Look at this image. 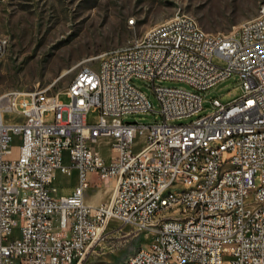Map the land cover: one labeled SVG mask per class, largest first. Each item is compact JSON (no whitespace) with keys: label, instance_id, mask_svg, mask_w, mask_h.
<instances>
[{"label":"built area","instance_id":"2783aa9c","mask_svg":"<svg viewBox=\"0 0 264 264\" xmlns=\"http://www.w3.org/2000/svg\"><path fill=\"white\" fill-rule=\"evenodd\" d=\"M8 47L0 34V60ZM97 60L96 70L81 68L62 92L0 96V264H84L123 228L150 240L120 264H264V18L258 27L203 40L194 19L176 14L159 35H142ZM232 77L238 97L212 99L210 113L174 124L200 114L205 93ZM133 80L150 85L160 123L124 121L156 113ZM90 112L95 125L86 123ZM230 131L244 139L216 148ZM100 138L111 140L108 162ZM72 169L74 193L55 198V173ZM87 174L114 180L108 202L85 204Z\"/></svg>","mask_w":264,"mask_h":264},{"label":"rangeland","instance_id":"374dc122","mask_svg":"<svg viewBox=\"0 0 264 264\" xmlns=\"http://www.w3.org/2000/svg\"><path fill=\"white\" fill-rule=\"evenodd\" d=\"M263 5L264 0H0V34L9 40L0 60V96L47 87L53 94L62 92L81 68L96 70L100 54L141 37L176 14L194 19L206 34L227 35L255 18ZM133 85L146 94L156 113L126 116L124 121L160 123L150 85L140 80H133ZM162 85L187 88L179 83ZM239 95L236 77L227 79L205 93L200 114L174 124H188L210 113L206 106L212 99L227 103ZM59 99L68 102L63 95ZM86 123L95 125L97 114L88 113ZM141 143L139 138L134 151ZM19 144L14 137L15 152ZM127 232L123 228L118 238L106 237L87 264H120L149 243V233Z\"/></svg>","mask_w":264,"mask_h":264},{"label":"crops","instance_id":"0c3cea01","mask_svg":"<svg viewBox=\"0 0 264 264\" xmlns=\"http://www.w3.org/2000/svg\"><path fill=\"white\" fill-rule=\"evenodd\" d=\"M110 144L111 140L108 138H100L98 140V150L106 162L109 161L112 154ZM64 165H69L66 154H64ZM86 181L87 187L84 189V202L87 206L94 207L110 200L115 189L114 180L108 179L102 181L95 174H87ZM77 186L78 171L76 169H72L68 176L57 171L52 184L55 190L53 196L55 198H67L74 193ZM95 252L88 255L84 264L88 263Z\"/></svg>","mask_w":264,"mask_h":264},{"label":"bare ground","instance_id":"6f19581e","mask_svg":"<svg viewBox=\"0 0 264 264\" xmlns=\"http://www.w3.org/2000/svg\"><path fill=\"white\" fill-rule=\"evenodd\" d=\"M178 17L181 19H192L185 15L178 14ZM260 18H264V10L259 9L257 16L241 25L238 26V30H247L250 27H258V23L260 21ZM171 19L165 21L162 24H159L153 28H151L148 32H146L145 36H153V35H159V33L164 32L167 30L168 24ZM130 25L134 24V21H130ZM194 25L196 28H199L200 31V37L203 40H210V39H223L225 34H215V35H209L204 33L197 22L194 20ZM85 70H93L91 67H83ZM74 80L72 83H74ZM71 85V84H70ZM259 132H264V125H259ZM244 139V132L242 131H230L227 132V134L223 135V138L218 139L216 141V148H224L225 146H231L235 143L236 140H243ZM251 139H258V131H251ZM201 158H208V150H201ZM178 163H185V156H178ZM173 196H181V189H173ZM137 251H143V248L138 249Z\"/></svg>","mask_w":264,"mask_h":264}]
</instances>
